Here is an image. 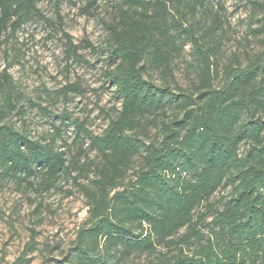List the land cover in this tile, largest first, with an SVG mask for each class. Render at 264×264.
Masks as SVG:
<instances>
[{
    "label": "trees",
    "instance_id": "obj_1",
    "mask_svg": "<svg viewBox=\"0 0 264 264\" xmlns=\"http://www.w3.org/2000/svg\"><path fill=\"white\" fill-rule=\"evenodd\" d=\"M40 1L0 0V38L15 35L33 16L44 18ZM50 1L58 15L62 0ZM108 1L114 10L104 22L103 76L113 104L99 108L107 120L101 134L74 122L80 155L94 151L98 161L67 158L57 146L61 131L33 139L29 131L4 123L24 114L4 69L0 181L25 183L43 195L71 177L85 198L88 227L78 231L66 256L69 264H123L154 254L149 264H264V52L245 67L236 59V67L225 66L217 87L222 22L212 13L213 0ZM251 4L264 13V2ZM262 21L255 32L264 31ZM67 42V55L79 58ZM187 44L195 79L182 88L171 60ZM155 72L161 83L152 78ZM61 91L81 93L78 85ZM147 125L156 134L145 141L140 136ZM243 144L247 148L240 152ZM130 171L134 179L124 184ZM91 174L89 183L78 181ZM221 190L227 196L212 202Z\"/></svg>",
    "mask_w": 264,
    "mask_h": 264
},
{
    "label": "rangeland",
    "instance_id": "obj_2",
    "mask_svg": "<svg viewBox=\"0 0 264 264\" xmlns=\"http://www.w3.org/2000/svg\"><path fill=\"white\" fill-rule=\"evenodd\" d=\"M90 1L62 0L57 15L53 2L41 0L38 8L44 18L33 16L15 35L7 32L0 38V73L6 69L11 75L20 95L18 105L24 106V114L15 113L4 123L29 131L33 139H48L54 132L61 131L57 146L66 152L67 158L80 157L81 164L86 163L87 158L98 161V157L94 151H90L88 157L80 155L79 143H74V122H85L90 132L101 134L107 120L99 108L106 109L113 104L112 89H108L103 76L107 57L104 22L113 17V2L96 0L91 4ZM253 1L264 2H212V13L222 22L215 59L217 87L223 84L225 66L236 67V59L245 67L249 58L264 52V31L255 32L263 26L264 13L253 7ZM68 40L79 58L67 55ZM190 53L187 44L171 60L173 75L182 88H189L195 79L189 66ZM152 78L157 83L163 81L157 72ZM70 85H78L81 93L64 95L61 90ZM147 126L140 136L145 141L156 134L155 128ZM87 144L83 148H87ZM245 148L243 144L239 151ZM133 165L135 170L138 160ZM71 174L77 176L78 171ZM91 177L92 174L90 177L81 175L78 181L89 183ZM133 179L130 171L124 184ZM227 193L228 190H221L211 201L219 204ZM210 220L208 218L207 222ZM87 227L88 207L71 177H65L58 188L43 195H38L25 183L17 186L13 181H0V264H69L66 256L71 252L77 233ZM155 256L131 257L123 264H149L155 261Z\"/></svg>",
    "mask_w": 264,
    "mask_h": 264
}]
</instances>
